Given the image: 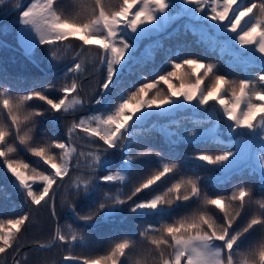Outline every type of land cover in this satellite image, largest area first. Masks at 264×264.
Here are the masks:
<instances>
[{"label":"snow or ice","instance_id":"6c2138e0","mask_svg":"<svg viewBox=\"0 0 264 264\" xmlns=\"http://www.w3.org/2000/svg\"><path fill=\"white\" fill-rule=\"evenodd\" d=\"M6 3H11L10 11L22 8L21 0H0V11ZM181 18L186 21L184 31L197 38L203 53L168 49L167 70L152 79L142 75L138 85L125 84L129 61L139 62L134 53L140 42ZM17 23L27 55L37 45H48L56 62L74 54L71 66L52 82L33 81L29 90L18 94L10 86L0 87V163L28 209L13 218H0V256L7 257L11 250L12 264H22L16 257L26 225L45 208L58 219L59 196L60 207L84 227L57 223L49 243L36 242L39 248L58 242L69 247L83 244L90 226L110 224L128 213L158 218L155 225L148 223L139 231V240L122 233L103 254H69L65 261L264 264V198H254L245 183L235 184L228 194L213 195L202 188L205 178L200 175L181 174L176 179L182 163L179 154H169L165 160L164 153L141 143L155 129L172 148L181 143L222 146L224 150H197L183 159L204 168L210 185L229 183L247 172L264 188V0H73L68 14L59 0H30L19 11ZM179 31L173 29L169 37ZM153 46L163 44L145 46L150 58ZM206 54H215L244 78L221 74L217 62L203 58ZM50 90L60 95L51 98ZM34 99L46 107L37 108L30 103ZM102 102L103 112L77 118L76 113L88 105ZM178 113L189 115L177 119ZM68 116L72 119L66 123V140L38 131L37 118L55 125ZM160 120L165 123L158 125ZM183 120L194 127L180 131ZM115 152L120 154L117 161ZM22 153L37 158L36 164L23 159ZM150 155L157 157V166L137 173L132 182L134 161ZM166 180L165 190L154 189L146 198L134 199L153 186L160 189ZM129 182L132 187L125 192L122 186ZM101 184L121 187L114 194L105 190L95 199ZM0 192H5L2 185ZM70 197L89 203L79 209ZM256 231L258 239L242 247L247 235ZM0 264L6 260L0 259Z\"/></svg>","mask_w":264,"mask_h":264},{"label":"trees","instance_id":"16d2710c","mask_svg":"<svg viewBox=\"0 0 264 264\" xmlns=\"http://www.w3.org/2000/svg\"><path fill=\"white\" fill-rule=\"evenodd\" d=\"M22 1L23 0H21V2ZM29 2L30 0H27L23 6H27ZM245 2L251 3L252 0H245ZM256 2H259V0H256ZM23 6L20 10H23ZM59 6L64 9L65 14H68L73 9V0H59ZM10 9L11 3H6L3 5L2 11H0V18L9 12ZM20 10L13 11L9 16L0 22V39L23 51V49L16 44L18 25L12 26L9 29H2V24L8 21L10 17L18 13ZM185 22V19L181 18L164 31L153 33L140 42L134 53V56L138 58L139 62H136V60L129 61V66L124 73L125 84L134 82L138 85L141 82L140 77L142 75H146L149 79H152L156 73H161L163 70H167V65H165L164 61L168 49L175 51L177 47H180L181 51L184 53H192L194 55H201L203 53V48L198 46L196 43L197 38L190 32L186 33L184 31L183 25ZM176 28H180L179 33L169 37V33H172L173 29ZM155 42H162L163 47L156 48L153 46L151 48V52L154 53V58H150L149 53L145 50V46L154 45ZM78 43V41L73 40L74 45H78ZM48 49V45H37V47L33 50L32 55H28L38 63L37 66L22 52L15 50L11 46L5 45L0 40V87L10 86L13 94H18L29 90L33 81L38 80L47 84L56 80L57 77L61 76L63 72L66 71L67 67L71 66L70 64L64 69L59 70L60 67L70 60V57L74 53L70 52L69 56L65 57L63 61L56 62L51 60ZM203 58L207 61L217 62L221 74H226L230 79L238 80L244 78V74L241 71L230 69L224 64L223 61H219L215 54H206ZM153 70H155V72ZM47 94L51 98H56L60 95V93L55 90H50ZM30 103L37 108L46 107L44 102L39 101L38 99H34ZM104 110L105 104L103 102L101 105L92 104L88 105L83 111L76 113V116L78 118L82 115L92 114L94 112L99 113L103 112ZM187 115H189V113H178L176 118L179 119L180 117ZM37 119L40 121L37 125L39 132H47V136L49 138L64 140L67 139L65 135V128L67 121L72 119L71 116L58 121L55 125H53L47 119ZM151 123V120L148 121V124H146L145 127H148L151 125ZM163 123H165V121H158V125ZM207 126L208 125H204V127ZM193 127L194 126L188 120H183L179 130L184 131V129H192ZM141 143L149 145L164 153L165 160L168 159L169 154H179L177 159L181 160L182 163L180 169H178L177 173L175 174L176 179H178L181 174L191 175L195 173L196 175H200L205 178L202 181V188H207L210 194L213 195L217 193L228 194L235 184L245 183L253 189L254 198H264V188L261 187L258 178L254 175H249L247 172H245L242 176L234 177L229 183L213 186L207 183L208 173L204 168L196 167L192 161H185L183 159L185 154H191L197 150H209L212 152L224 150L222 146H217L211 143L200 145L181 143L175 146V148H172L167 143H165L164 138L155 129L150 135L144 138ZM21 155L27 162L36 164L37 158L32 157L27 153H22ZM119 157L120 154L115 152L113 160L117 161ZM157 163L158 160L155 155L145 156L134 161L135 171L131 174V181L135 182L137 180V173L146 174L147 171L155 168ZM99 174L102 175L104 172L101 171ZM172 175L173 174L169 175L168 180L172 179ZM12 179L13 178L11 177L10 173H7V170L3 167L2 163H0V185H2L5 189V192H0V218L2 219L13 218L22 211L28 210L27 205L24 203L22 194L12 186ZM168 180L165 181V185H162L160 189H156V186H153V189L145 190L134 199H144L152 194L154 189L157 191V193L161 190H165ZM116 187H121V185L101 184V191L96 193L94 198L99 199L105 190L109 191L111 194H114ZM122 187L124 188L125 192H128L132 187V183H126ZM70 198L76 201L77 207L79 209H85L89 203V201L83 197L79 199H76L75 197ZM255 207V205L252 206L253 209ZM56 212L58 219L51 216L49 209H40L34 213V220L30 224L26 225L25 230L22 233L21 240L23 247L20 249V253L16 257L22 261V264H61L63 257L69 254H103L110 241L119 239L122 233L129 235L134 234V238L139 240V231L148 223L155 225L158 220V218L155 216L141 217L137 216L136 214L128 213L125 218H117L110 224H97L96 226H90L87 229V238L83 244L75 243L69 247L67 244H60L58 242L51 248H39L36 242L39 241L40 243H49L50 237L54 232V228L57 223H59L62 227L66 224H72L77 228L84 227L82 222L77 221L66 209H62L60 207L59 196L56 199ZM240 223H243V217L240 221H238V224ZM66 230L67 229L65 228V231ZM258 236V231L247 235L242 247H247L250 242H254L256 239H258ZM25 253H27L26 258H24ZM0 259H5L6 264H12L11 250H9L7 257L0 256Z\"/></svg>","mask_w":264,"mask_h":264},{"label":"rangeland","instance_id":"374dc122","mask_svg":"<svg viewBox=\"0 0 264 264\" xmlns=\"http://www.w3.org/2000/svg\"><path fill=\"white\" fill-rule=\"evenodd\" d=\"M18 17H19V12L16 13L15 15H13L12 17H10V19L8 21H6L5 23H3L2 24V29L3 30L9 29V28H11L12 26H15V25H18V29H19L21 26L17 23ZM18 29H17V35H16V44L18 46H20L23 49V51H25L24 46L22 45L21 40H20V37H19ZM112 170H116V169H112ZM61 264H80V262H77V261H65L63 259L62 262H61Z\"/></svg>","mask_w":264,"mask_h":264},{"label":"water","instance_id":"95a60500","mask_svg":"<svg viewBox=\"0 0 264 264\" xmlns=\"http://www.w3.org/2000/svg\"><path fill=\"white\" fill-rule=\"evenodd\" d=\"M26 2H27V0H23V1L21 2L22 6H23ZM13 11H15V10H11V11L7 12L5 15H3V16L0 18V22L3 21L7 16H9ZM0 40H1L5 45L11 46V47H13L15 50L22 52V53H23L24 55H26V56H27V57H28V58H29V59H30L35 65L38 66V63H37L34 59H32L31 57H29L24 51H22L21 49L15 47V46H12V45L8 44L7 42L3 41L2 39H0ZM71 63H72V61H71V59H70L66 64H64L62 67H60L59 70L64 69L65 67L69 66ZM119 158H120V157H119ZM118 160H119V159H118Z\"/></svg>","mask_w":264,"mask_h":264}]
</instances>
